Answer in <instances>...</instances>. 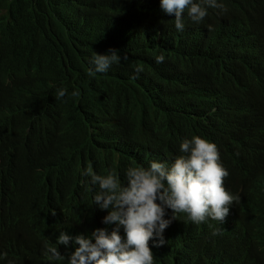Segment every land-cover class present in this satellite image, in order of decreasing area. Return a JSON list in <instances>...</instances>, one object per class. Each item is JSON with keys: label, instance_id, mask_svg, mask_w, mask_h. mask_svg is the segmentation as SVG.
Listing matches in <instances>:
<instances>
[{"label": "trees", "instance_id": "trees-1", "mask_svg": "<svg viewBox=\"0 0 264 264\" xmlns=\"http://www.w3.org/2000/svg\"><path fill=\"white\" fill-rule=\"evenodd\" d=\"M223 3V14L214 10L206 17L216 30L228 23L236 3L264 6V0ZM158 4L0 0V209L22 194L27 226L46 216L43 203L56 205V214L47 217L57 223L59 216L88 217L96 213L98 186L85 185L84 167L101 175L114 171L123 181L128 166L174 158L183 132L206 136L209 124H216L227 104L205 80L213 72L222 75L224 40L204 60L188 53L196 43L190 41L195 24L185 17L184 30L177 32L174 17L161 16ZM174 45L183 50L182 59ZM109 48L127 59L89 76V57ZM159 54L165 60L157 63ZM137 68L141 72L132 78ZM61 87L66 95L57 98ZM73 90L80 95L72 96ZM58 234L41 232L35 247L26 237L13 238L4 253L0 248V264L46 262V247L62 253Z\"/></svg>", "mask_w": 264, "mask_h": 264}, {"label": "clouds", "instance_id": "clouds-1", "mask_svg": "<svg viewBox=\"0 0 264 264\" xmlns=\"http://www.w3.org/2000/svg\"><path fill=\"white\" fill-rule=\"evenodd\" d=\"M157 1V12L174 17L177 32L184 30L185 17L195 24L190 41L196 43L188 53L204 60L224 40L222 75L213 72L205 84L227 107L206 136L183 132L174 158L128 166L123 181L114 171L101 175L84 167L85 185L98 186L92 197L96 213L88 217L59 216L57 223L47 217L56 214V205L43 203L46 216L27 226L21 194L0 209L2 253L13 238L26 237L35 247L41 232L58 229L55 242L62 253L46 247L49 260L36 264H264V6L236 3L228 23L216 30L206 17L214 10L223 14V0ZM173 47L182 59L183 50ZM121 59L127 56L115 48L95 53L88 75L106 73ZM66 92L58 88L57 98Z\"/></svg>", "mask_w": 264, "mask_h": 264}, {"label": "bare ground", "instance_id": "bare-ground-1", "mask_svg": "<svg viewBox=\"0 0 264 264\" xmlns=\"http://www.w3.org/2000/svg\"><path fill=\"white\" fill-rule=\"evenodd\" d=\"M134 156H138V153H133Z\"/></svg>", "mask_w": 264, "mask_h": 264}]
</instances>
